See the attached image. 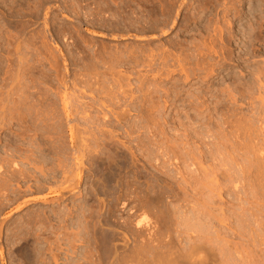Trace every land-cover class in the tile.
<instances>
[{"label":"rangeland","instance_id":"rangeland-1","mask_svg":"<svg viewBox=\"0 0 264 264\" xmlns=\"http://www.w3.org/2000/svg\"><path fill=\"white\" fill-rule=\"evenodd\" d=\"M237 1L241 6L238 7L240 3ZM228 7L231 8L227 9L226 16L223 10ZM233 12H236L233 14L235 18ZM115 14L119 15L116 17ZM261 20H264V0H0V264H149L152 258L156 260L162 254L169 256L162 245L181 240L180 235L185 228L181 223L182 218L199 210L203 203L198 204L197 200L202 197L204 200L210 194L215 206L209 199L211 208L205 209L219 216L225 214L232 224L229 227L227 223H215L210 229L213 230L211 235L212 232L214 235L219 233L221 238L232 241L228 237L244 226L237 218H242L244 203L255 195L251 194L253 187L260 192L263 189L257 188V182L250 186L253 181L250 179L248 183L238 182L237 189L233 188L235 185L232 187L236 182L229 184L228 187L231 185L233 190L225 189L227 194L223 191L221 197L210 189L204 191V196L197 193L198 197L195 195L197 187L192 185V181L198 179L200 172L202 175L208 167L212 166L213 169L216 163L218 173L224 168L219 160L217 162L213 158L217 159V156L211 155L217 147H223L217 144L225 145L230 141H225V134L229 137L235 134V122L239 124L243 120L240 122L242 128L245 127L242 124L247 122L251 127L250 136L255 132L258 135L252 137L254 141L259 139L254 143L264 145V101L258 99L260 94L259 98L264 99V90L255 89L254 97L247 94L243 98L239 94L241 90L244 94L249 92L246 87L248 78L252 80V73L264 66V21ZM228 23L232 24H229L231 27L227 26ZM215 29L221 32L220 35ZM256 31L260 34L255 35ZM251 34L263 39L255 42ZM218 35L221 36L220 40ZM246 37L251 38L249 43ZM210 39L218 51L224 44L231 47V51L225 49L219 52V56L213 53L211 56L203 44H213ZM198 42L202 43L199 45ZM238 43L240 46H235ZM193 44H197V48ZM227 53L232 54L229 56ZM180 59L182 63H179ZM219 63H224V66H214ZM181 64H184L183 68ZM234 86L236 89H232ZM216 88H220L217 92L225 97L217 94L214 91ZM198 94L200 97L196 98ZM65 96L68 101L64 99ZM246 96L255 101H250ZM201 97L206 105L200 100ZM202 103L205 108L201 106ZM216 104H220L219 110ZM229 110L235 115L232 116ZM227 113L230 116L226 118ZM252 117L255 122H251ZM191 118H196V121ZM247 120L251 121L248 123ZM213 124H221L217 125L219 130L226 125V130L229 127L230 131H235L230 134L224 129L226 132L222 131L223 136L216 125L214 129ZM209 127L211 131L214 129L216 132L217 129L219 134L218 131V135L209 131ZM202 130L210 133L207 135ZM87 131L91 134L88 137H92L90 143ZM191 135L194 140L190 139ZM220 135L224 143H220ZM216 136L220 140L215 139ZM233 137L230 141L232 145L235 139L243 142V147L248 141L243 137L244 141L235 138V135ZM239 140L237 143L242 147ZM230 142L226 146L231 145ZM209 143L215 146L214 150L208 146ZM237 143L228 146V155H224L225 150L222 157L227 156L226 161L232 158V162L228 161L230 167L227 166L230 169L234 163L237 164L240 155L241 158L249 156V163L240 158L242 163L238 164L241 167L238 164L233 166L240 168V171L242 164L253 162V157L249 153L246 156L245 150L237 151ZM83 145L86 148L81 149ZM229 147H235L233 151L236 153L232 152L234 156L230 155L232 150ZM197 149L201 150L199 156L207 159L209 156H205V152L207 154L211 149L213 153L207 155H210L212 162H216L212 165L207 159L199 158V153L195 152ZM192 150L197 157H194ZM202 150L206 151L203 153ZM186 153L187 157L184 156ZM222 157L220 155L218 159H225ZM190 158L196 159V163L192 159L188 161ZM197 160H201L202 168L203 164L205 167L204 171L202 168V171L197 170L198 175L195 173L199 166ZM16 169L18 173L20 170L22 174L26 173L20 177L21 173L15 172ZM183 178L191 182V186ZM241 183L246 184L247 189ZM261 185L262 181L259 180L258 187ZM192 187L194 191H191ZM242 188L243 192L238 190ZM234 190H238L237 193ZM247 190L251 191L250 195ZM241 192L249 199L241 202L244 205L240 209ZM260 192L256 193L260 196H252L249 201L264 195V191L262 195ZM242 197L240 200L244 199ZM229 199L236 205H232ZM261 204L254 216L258 222L256 224L262 222L261 232L251 226L260 236L264 230V211L261 212L264 205L262 207ZM194 205L198 207L191 210ZM183 211L188 215L184 216ZM173 216L178 218L177 221ZM144 218L148 224L137 227V222ZM233 242L236 243L234 249L238 248L240 252L253 249L252 242L247 238L237 237ZM261 247L257 250H264V245ZM258 251L255 254L262 253ZM218 261L222 263V259Z\"/></svg>","mask_w":264,"mask_h":264},{"label":"bare ground","instance_id":"bare-ground-1","mask_svg":"<svg viewBox=\"0 0 264 264\" xmlns=\"http://www.w3.org/2000/svg\"><path fill=\"white\" fill-rule=\"evenodd\" d=\"M138 1H140V2H142L143 0H138ZM238 2V1H237ZM242 2V1H241ZM130 3V2H129ZM232 3V2H231ZM233 3H234V1H233ZM238 3H240V2H238ZM243 3V2H242ZM234 4H236L237 5V3L235 2ZM122 5V4H121ZM146 5V4H145ZM166 5V4H165ZM234 6V5H233ZM239 6H241V3H240V5L238 4V7ZM231 7H232V5H231ZM230 7V8H231ZM229 7L228 8H225L226 10L227 9H230ZM236 7L234 6V9H235ZM239 9V8H238ZM120 10V9H119ZM119 10L118 11H116V12H119ZM162 10V9H161ZM226 10H223L224 12H225V15L227 16L228 14L226 13V12H228V10L226 11ZM235 11H237V10H235ZM242 11V10H241ZM240 11V12H241ZM127 12V11H126ZM158 12V11H157ZM171 12V11H170ZM232 12V11H231ZM239 12V11H238ZM263 12V11H262ZM229 13H230V10H229ZM234 13H236V12H233L232 13V15L234 14ZM242 13V12H241ZM237 14H239V13H237ZM261 14H263V13H261ZM118 16L119 14H115V16ZM231 15V16H232ZM239 15H241V14H239ZM116 16V17H117ZM225 16V17H226ZM230 16V15H229ZM234 16V15H233ZM238 16V15H237ZM242 16V15H241ZM224 17V16H223ZM224 17V18H225ZM244 17V16H243ZM58 18V17H57ZM234 18H235V16H234ZM239 18V17H238ZM119 19V18H118ZM242 19H244V18H242ZM240 20V19H239ZM260 20V19H259ZM262 21V20H261ZM264 21V20H263ZM262 21V22H263ZM262 22H260V23H262ZM234 23V22H233ZM259 23V24H260ZM232 25L231 23H228L227 24V26L228 25ZM262 24H264V23H262ZM229 25V27H231ZM235 25V24H234ZM257 25H258V23H257ZM258 26H262V25H258ZM264 26V25H263ZM218 28V27H217ZM248 28V27H247ZM255 28H257V27H255ZM259 28V27H258ZM220 29H221V27L219 28V31H220ZM227 29H229V28H227ZM227 29H225V31L227 30ZM250 29H251V27H250ZM261 29V28H260ZM231 30V29H230ZM246 31H247V29H245ZM253 30V29H252ZM256 30V29H255ZM215 31H217V33L219 32L218 30H216L215 29ZM214 31V32H215ZM225 31H224V33H225ZM228 31V30H227ZM226 31V32H227ZM242 31H243V29H242ZM248 31H249V29H248ZM263 31V30H262ZM167 32V31H166ZM235 32H236V30H235ZM243 32H245V31H243ZM250 32H251V30H250ZM250 32H248V33H250ZM255 32V31H254ZM220 33L221 32H219V35H220ZM223 33V32H222ZM230 33H233L232 31L230 32ZM239 33H241V32H239ZM226 34V33H225ZM224 34V35H225ZM236 34V33H235ZM237 34H238V32H237ZM242 34V33H241ZM246 34V32L244 33V35ZM259 34H260V32H259ZM258 33H257V31H256V33H255V35H259ZM165 35H166V33H165ZM219 35H218V37H219ZM222 35V34H221ZM263 35H264V33H263ZM215 36H217V35H215ZM214 36V37H215ZM227 36V35H226ZM231 36H232V34H231ZM230 36V37H231ZM237 36V35H236ZM235 36V37H236ZM7 37V36H6ZM221 37V36H220ZM220 37H219V40H220ZM230 37L229 38H226V37H224V39L226 38V40L227 39H230ZM233 37V36H232ZM234 37V38H235ZM238 37V36H237ZM250 37H254V35H252L251 34V36ZM256 37V36H255ZM254 37V38H255ZM261 37V36H260ZM264 37V36H263ZM263 37H261V38H259V39H263ZM241 38H244V37H241ZM247 38V37H246ZM213 39V38H212ZM240 39V38H239ZM238 39V40H239ZM248 39V38H247ZM251 39V38H250ZM250 39H248V42L247 43H249L250 41ZM258 39V37L257 38H255V42H256V40H259ZM9 40V39H8ZM211 40V39H210ZM244 40H246V39H244ZM209 41V40H208ZM214 41H215V39H214ZM221 41H222V39H221ZM240 41V40H239ZM253 41V40H252ZM251 41V42H252ZM263 41H264V39H263ZM5 42V41H4ZM53 42H54V40H53ZM206 42V41H205ZM210 42H212V40L210 41ZM226 42V41H225ZM224 42V43H225ZM229 42L230 41H228V45H230L229 44ZM232 42V41H231ZM246 42V41H245ZM244 42V43H245ZM258 42H260V41H258ZM199 43H202V42H198L197 44H199ZM208 43V42H207ZM213 43V42H212ZM236 43V42H235ZM239 43H241V42H239ZM239 43H238V45H235V46H240L239 45ZM261 43V42H260ZM37 44V43H36ZM196 44V45H197ZM204 44V46H205V48L207 49V52L208 53H210V55L213 53V55L214 54H219V52L220 51H224L225 49H227L228 50V52H230L231 50H230V48L228 47V46H225V44L224 45H222V49H220V48H218V49H220V51H218L217 49H216V45L213 43V44H211V43H209V44H205V43H203ZM254 44V43H253ZM259 44V43H258ZM263 44V43H262ZM8 45V44H7ZM12 45V44H11ZM57 45V44H56ZM55 45V46H56ZM59 45V44H58ZM180 45V44H179ZM195 47H196V45L195 44H193ZM200 45V44H199ZM198 45V46H199ZM219 45V44H218ZM245 45H246V43H245ZM248 45V44H247ZM246 45V46H247ZM223 46H225V47H223ZM242 46V45H241ZM250 46V45H249ZM252 46V45H251ZM262 46H264V45H262ZM11 47V46H10ZM20 47V46H19ZM51 47V46H50ZM194 47V48H195ZM202 47V46H201ZM259 47V46H258ZM4 48V47H3ZM41 48V47H40ZM45 48V47H44ZM57 48V47H56ZM59 48V47H58ZM57 48V49H58ZM169 48V47H168ZM193 48V49H194ZM197 48V47H196ZM237 48V47H236ZM241 48V47H240ZM244 48H246V47H244ZM26 49V48H25ZM37 49V48H36ZM50 49V48H49ZM204 49V48H203ZM232 49H233V47H232ZM242 50H243V48H241ZM240 49V50H241ZM171 50V49H170ZM186 50V49H185ZM190 51H191V49H189ZM195 50V49H194ZM241 50V51H242ZM247 51H248V48L246 49ZM28 51V50H27ZM190 51H188L189 53H190ZM197 51H199V50H197ZM196 51V53L198 54V52ZM252 51H254V50H252ZM25 52V51H24ZM23 52V53H24ZM60 52V51H59ZM168 52V51H167ZM182 52V51H181ZM187 52V54H189ZM202 52H205V51H202ZM227 52V51H226ZM248 52H250V50L248 51ZM247 52V53H248ZM30 53V52H29ZM191 53H193L192 51H191ZM201 53V52H200ZM233 53V52H232ZM232 53H227L229 56L232 54ZM236 53V52H235ZM252 53V52H251ZM20 54V53H19ZM49 54V53H48ZM52 54V53H51ZM98 54V53H97ZM100 54V53H99ZM136 54V53H135ZM186 54V55H187ZM202 54V53H201ZM200 54V55H201ZM204 54V53H203ZM205 54H207V53H205ZM224 54H225V52H224ZM223 54V55H224ZM226 54V55H227ZM249 54V53H248ZM22 55H24V54H22ZM29 55V54H28ZM27 55V56H28ZM60 55V54H59ZM155 55V54H154ZM191 55V54H190ZM189 55V56H190ZM239 55V54H238ZM252 55H253V53H252ZM252 55H250V56H252ZM157 56V55H156ZM170 56V55H169ZM181 56V55H180ZM185 56V55H184ZM193 56V55H192ZM195 56V55H194ZM197 56H199V54L197 55ZM203 56V55H202ZM207 56H209V55H207ZM212 56V55H211ZM219 56V55H218ZM225 56V55H224ZM228 56V57H229ZM236 56H237V53H236ZM240 56V55H239ZM255 56V55H254ZM23 57V56H22ZM227 57V59H229V58H231V57H229L228 58ZM233 57V56H232ZM17 58V57H16ZM25 58V57H24ZM23 58V59H24ZM35 58V57H34ZM227 59H225L226 61H227ZM153 60V59H152ZM8 61V60H7ZM31 61V60H30ZM29 61V62H30ZM181 61V62H180ZM184 61V60H183ZM187 61V60H186ZM198 61V60H197ZM18 62V61H17ZM221 62V61H220ZM179 63H182V60L180 59L179 60ZM214 63H215V61H214ZM217 63V62H216ZM201 64V63H200ZM199 64V65H200ZM213 64V63H212ZM224 63H222V65H223ZM34 65V64H33ZM183 65L184 64H181V66H182V68H183ZM221 64L219 63V65L217 64V65H214L215 67H217V66H220ZM221 65V66H222ZM180 66V67H181ZM212 67H214L213 65H211ZM224 66V65H223ZM214 67V68H215ZM186 68V67H185ZM208 68V67H207ZM224 68V67H223ZM17 69V68H16ZM213 69V68H212ZM216 69V68H215ZM222 69V68H221ZM258 70L256 71V73L254 74V73H252L253 74V79L252 80H250L249 78H248V81H249V83H246V87H247V89H248V93H247V91L245 90L246 89V87L244 88V92L246 91V94H244V93H242L241 91H243V90H241V88H240V90L241 91H239V94H241L242 96H243V98H245V95H250V96H252L253 95V91H256V90H258V91H262V90H264V66H261V68L259 69V67L257 68ZM182 70V69H181ZM208 70V69H207ZM210 70V69H209ZM21 71V70H20ZM216 71V70H215ZM18 72H19V70H18ZM179 72V71H178ZM210 72H211V74H212V71L210 70ZM251 72H253V71H250V73ZM172 73V72H171ZM174 73V72H173ZM207 73H209V72H207ZM215 73V72H214ZM11 74V73H10ZM188 74V73H187ZM216 74V73H215ZM251 74V75H252ZM5 75V74H4ZM195 75V74H194ZM214 75V74H213ZM212 75V76H213ZM18 76V75H17ZM169 76V75H168ZM189 76V75H188ZM210 77H211V75H210ZM217 77V76H216ZM239 78V77H238ZM245 78V77H244ZM247 78V77H246ZM252 78V77H251ZM21 79H23V78H21ZM203 79H204V77H203ZM205 79H206V77H205ZM216 79V78H215ZM224 79H229V78H227V77H225ZM188 80V79H187ZM12 81H13V79H12ZM17 81H18V79H17ZM19 81H20V79H19ZM221 81H222V79H221ZM236 81H237V79H236ZM30 82V81H29ZM224 82V81H223ZM25 83V82H24ZM63 83V82H62ZM65 83V82H64ZM226 83V82H225ZM234 83H236V82H234ZM239 84H240V82H238ZM9 84V83H8ZM237 84V83H236ZM236 84H235V86H236ZM242 84H245L244 82L242 83ZM241 84V85H242ZM248 84V85H247ZM257 84H258V87H256L257 86ZM217 85V84H216ZM234 85V84H233ZM233 85H229V86H233ZM241 85H240V87H241ZM88 86V85H87ZM203 86V85H202ZM234 86V88L232 87V89H236V87ZM20 87V86H19ZM31 87V86H30ZM105 87V86H104ZM210 87H211V85H210ZM238 87H239V85H238ZM231 88V87H230ZM229 88V89H230ZM91 89V88H90ZM208 89H209V87H208ZM218 89H220V88H216V89H214V91L216 90V92H217V90ZM238 90H239V88H237ZM242 89H243V87H242ZM256 89V90H255ZM16 90V89H15ZM66 90V89H65ZM26 91H27V89H26ZM105 91V90H104ZM109 91V90H108ZM211 91H213V90H211ZM210 91V92H211ZM219 91V90H218ZM221 91H222V89H221ZM220 91V92H221ZM234 91V90H233ZM257 91V94L259 93ZM47 92V91H46ZM188 92V91H187ZM192 92V91H191ZM208 91H206V93H207ZM215 92V93H216ZM28 93V92H27ZM62 93V92H61ZM64 93H66V92H64ZM76 93V92H75ZM261 93V92H260ZM56 94V93H55ZM68 94V93H67ZM166 94V93H165ZM201 94V93H200ZM202 94H204V92L202 93ZM211 95H212V93H210ZM217 94H219L218 92H217ZM221 94V93H220ZM219 94V95H220ZM255 94V93H254ZM19 95H20V93H19ZM32 95V94H31ZM45 95V94H44ZM43 95V96H44ZM64 95V94H63ZM111 95V94H110ZM109 95V96H110ZM180 95V94H179ZM199 95V94H198ZM207 94H205V96H206ZM219 95H217L218 97H219ZM222 96H224L223 94H221ZM227 95V94H226ZM238 95V94H237ZM49 96V95H48ZM57 96V95H56ZM113 96V95H112ZM176 96H178V94L176 95ZM202 96V95H201ZM240 96V95H239ZM256 96V95H255ZM260 96H261V94H260ZM259 96V97H260ZM32 97V96H31ZM78 97V96H77ZM100 97V96H99ZM192 97V96H191ZM196 98L197 97H200V95L199 96H195ZM208 97H210V95L208 96ZM214 97H216V96H214ZM225 97V96H224ZM224 97H223V99H224ZM227 97H229L228 95H227ZM238 97V96H237ZM247 97V96H246ZM253 97H254V95H253ZM252 97V98H253ZM258 97V99H259V101H261V100H263L264 101V99H263V97H261V98H259ZM33 98V97H32ZM42 98V97H41ZM66 98V96L64 97V99ZM178 98V97H177ZM203 98H204V95H203ZM220 98H222V97H220ZM219 98V99H220ZM242 98V97H241ZM242 98V99H243ZM247 98H251V97H247ZM35 99H37V98H35ZM34 99V100H35ZM53 99V98H52ZM205 99V98H204ZM210 99V98H209ZM212 99V98H211ZM228 99H230V97L228 98ZM21 100V99H20ZM66 101H68L69 100V102H70V99H69V94H68V100L67 99H65ZM64 100V101H65ZM179 100H180V98H179ZM200 100L201 101H203L202 100V97L200 98ZM198 101V102H200L201 103V101ZM215 100H216V98H215ZM215 100H213L214 102H215ZM218 100V99H217ZM224 100H226L227 101V99H224ZM251 100H254V99H250V101ZM19 101V100H18ZM61 101V100H60ZM174 101V100H173ZM188 101V100H187ZM208 101H210V100H208ZM225 101V102H226ZM229 101V100H228ZM232 101V100H231ZM238 101H239V98H238ZM255 101V100H254ZM17 102V101H16ZM89 102V101H88ZM95 102V101H94ZM110 102V101H109ZM190 102V101H189ZM204 102V101H203ZM217 102V101H216ZM222 102V101H221ZM220 102V103H221ZM248 102V101H247ZM5 103V102H4ZM14 103V102H13ZM65 103V102H64ZM105 103V102H104ZM244 103V102H243ZM253 103V102H252ZM261 103V102H260ZM263 103V102H262ZM23 104V103H22ZM21 104V105H22ZM39 104V103H38ZM63 104V103H62ZM69 104V103H68ZM82 104V103H81ZM86 103H84V105H85ZM166 104V103H165ZM192 104V103H191ZM197 104V103H196ZM78 105V104H77ZM84 105H82V107L84 106ZM94 105V104H93ZM104 104H102V106H103ZM204 105H206V103L204 102ZM204 105H203V103H202V105L201 106H203L204 107ZM217 106V108H218V105H220V104H216ZM1 106V105H0ZM88 106V105H87ZM101 106V105H100ZM196 106H200V105H196ZM200 106V107H201ZM253 107H254V105H252ZM64 107V106H63ZM66 107V106H65ZM64 107V108H65ZM68 107H70V109H71V106H68ZM80 107V106H79ZM82 107H80L81 109H85V106L82 108ZM93 107V106H92ZM104 107V106H103ZM199 107V108H200ZM206 107V106H205ZM204 107V108H205ZM216 107H215V109H216ZM221 107V106H220ZM223 107H224V105H223ZM252 107V108H253ZM12 108V107H11ZM23 108V107H22ZM98 108H101V107H98ZM97 108V109H98ZM222 108V107H221ZM236 107H234V109H235ZM240 107H238V109H239ZM35 109V108H34ZM73 109V108H72ZM83 109V110H84ZM220 108H218V110H219ZM64 110V109H63ZM69 110V109H68ZM67 110V111H68ZM79 110V109H78ZM78 110H76V112L78 111ZM101 110V109H100ZM105 110V109H104ZM201 110V109H200ZM206 110V109H205ZM217 110V112H220V111H218ZM224 110V109H223ZM227 110V109H226ZM188 111V110H187ZM202 111V110H201ZM233 111V110H232ZM236 111H237V109H236ZM239 111V110H238ZM240 111H241V109H240ZM51 112V111H50ZM69 112H71V110H69ZM69 112H68V114H69ZM79 112V111H78ZM102 112V111H101ZM215 112V111H214ZM226 112V111H225ZM228 112V111H227ZM229 112H231L230 110H229ZM262 112V111H261ZM103 113V112H102ZM106 113V112H105ZM109 113V112H108ZM232 113V116H234L233 115V112H231ZM241 113V112H240ZM72 114V113H71ZM87 114V113H86ZM104 114V113H103ZM102 114V115H103ZM200 114V113H199ZM67 115V114H66ZM66 115H65V117H66ZM73 115H74V113H73ZM108 115V114H107ZM123 115H125V114H123ZM123 115H121V116H123ZM206 115H208L209 116V114H206ZM228 115H229V113H227V116H226V118L228 117ZM236 115H238L237 113H236ZM256 115V114H255ZM64 116V115H63ZM68 116V115H67ZM84 116H86L85 114H84ZM106 116V115H105ZM110 116V115H109ZM117 116H119V115H117ZM116 116V117H117ZM202 116V115H201ZM211 116V115H210ZM209 116V117H210ZM230 116V115H229ZM252 116V115H251ZM80 117V116H79ZM104 117V116H103ZM120 117V116H119ZM118 117V118H119ZM224 117H225V115H224ZM223 117V118H224ZM246 117V116H245ZM254 117V116H253ZM252 117V118H253ZM258 117L259 118H261L259 115H258ZM109 118V117H108ZM122 119H123V117H121ZM222 118V119H223ZM242 118H244V116H242ZM242 118H240V119H242ZM250 118V117H249ZM251 118V119H252ZM67 119H69V117L67 118ZM98 119V118H97ZM104 119L106 120L107 118H105L104 117ZM103 119V120H104ZM111 119V118H110ZM110 119H108L107 121H108V123H109V121H110ZM121 119V120H122ZM192 120L194 119H196V118H191ZM225 119V118H224ZM230 119V118H229ZM237 120H238V118H236ZM192 120H191V122H192ZM226 120V119H225ZM262 120H264V117H263V119ZM68 121V120H67ZM84 121V120H83ZM94 121H95V119H94ZM107 121H104V122H107ZM196 121V120H195ZM210 121H212V120H210ZM242 122H243V120H241ZM240 121V122H241ZM248 121V120H247ZM251 120H249L248 121V123L250 122ZM70 122V121H69ZM86 123H88L87 121H85ZM190 122V123H191ZM205 122V121H204ZM239 122V121H238ZM239 122V124L237 123V122H235L234 124L237 126H235V125H233V127L236 129V132H235V134H231V132L234 130L235 131V129H233L232 131H230V129H229V127H227V130H228V132L230 131V134L231 135H235L236 137L235 138H240V139H242V137L243 138H245V141L246 140H248V141H246V142H248V144L245 142V146L243 147L242 145H244L243 144V142L242 143H240V140H239V143H240V145L243 147H239V144L237 143V141L238 140H236L235 139V141H233V142H235V143H237L238 144V147L236 146V149H238L237 151H242V152H244V150H245V152L247 153V155L246 156H248V153H249V155L251 154L252 156L251 157H253V162L252 163H250V164H248L250 161H251V159H250V161L248 162V158H250L249 156L248 157H245L244 156V158H241L242 157V155H240L241 157V161H243L242 159H246V160H244V161H246V162H248L247 164L249 165H246V162L244 163V164H242V166H243V169H241L240 171H238L239 169L238 168H236L237 169V171H236V169L233 167V166H235V165H237L238 164V162L240 163L241 161H240V158H239V161H238V159H237V157L235 158V160L237 161V164H233L232 165V167L235 169H233L232 167L229 169L228 167H230V163H228V161L230 162L231 160H232V158L230 157L229 158V160L228 161H226V157L225 156H223V157H225V159H218V157L221 155V157H222V155H223V153L225 152V150H227L225 153H224V155L226 154V155H228V149H226L228 146H235V143H233V145L231 144V140H233L232 139V137L233 136H231L230 135V137H231V139H228V134L226 133L225 134V136L227 137V139L226 138H224L225 139V141L227 140H230V141H228V142H230L229 144H231V145H228V146H226V143L228 144V142H226L225 143V145H221V144H217V146L218 145H220L222 148L220 149V147H217V148H219V150L217 151L216 149H215V146H212V145H210V143H209V147L211 146L212 147V149H213V147H214V149L216 150H214V153H216V152H218V153H216V154H214L213 152V154L210 152L211 151V149H210V151H209V153H207V154H212L211 156H217V159H216V157H213L215 160H217V162H219L220 161V163H221V165L222 166H224V168L222 169L220 166V163H219V168L220 169H222L221 171H220V173H218V168H217V166H216V164L215 165H213V162H216L215 160H213V158H212V160H213V162L210 160L211 158H210V155H207L206 154V150L204 151V150H202L203 151V153L205 152V156H209L208 157V159H207V157L206 158H204L203 156L202 157H200L199 155L201 154V152L199 153V150L197 149V150H195V152L198 154V157L199 158H204V160L205 159H207V161L209 162H211L212 163V165H213V169H212V166H210V162L208 163L209 164V166L211 167H208L207 165V167H208V169L207 170H205L204 168V164H203V168H202V166H201V164L200 163H202V162H200L199 160H197V161H199L198 162V164H199V166L198 167H196L197 169H195V173H197L196 175H198V171H202V169H203V171L204 172H202V175H201V172H200V175L202 176V177H200V175H199V178H201V179H192L191 178V181H192V185L193 186H196L197 187V189H195V192H196V194L195 195H197V193L199 194V195H203L204 194V191L206 192V190H211L212 192H216L217 194H218V196H220L221 197V195H223L222 194V192L224 191V193L226 192L225 191V189L227 190L229 187H228V185L229 184H231L232 185V183H234V182H236L235 184H233L232 185V187L233 188H235V189H237L239 186H237L238 185V182L240 183L241 181H246L245 183H248V181L250 182V179H251V181H252V183H250L249 185L250 186H252V184H253V186H254V184L256 185L257 183H258V185H256L257 186V188H261V189H263V191H264V161H263V157H264V145L263 144H260V143H254V142H259L258 140L256 141V139H255V141H254V139H252V137L254 136H256L255 135V131H253V133H254V135L252 134L251 136H250V132H251V127H249V125L247 124V122H246V124H242L243 126L245 125V127H243L242 128V126H240L241 125V123ZM245 122V121H244ZM251 122H255V120H254V118H253V121H251ZM262 122H264V121H262ZM85 123V124H86ZM194 123H196V122H194ZM193 123V124H194ZM224 123H225V121H224ZM107 124V123H106ZM226 124H227V126H228V124L229 123H227L226 122ZM263 124V123H262ZM261 124V125H262ZM5 125V124H4ZM79 125V124H78ZM187 125V124H186ZM195 125V124H194ZM194 125H192V126H194ZM214 125V124H213ZM212 125V126H213ZM216 125V124H215ZM215 125H214V129H215ZM217 125H219V124H217ZM217 125H216V128H217ZM221 125V124H220ZM219 125V126H220ZM231 125V126H230ZM230 127H232V124L230 123ZM250 125H251V123H250ZM184 126H185V124H184ZM188 126H190L189 124H188ZM187 126V127H188ZM191 126V127H192ZM207 126H209V125H207ZM246 126H248V127H246ZM252 126V125H251ZM262 126H264V125H262ZM261 126V128H262V130H263V127ZM3 127V126H2ZM224 127V128H223ZM225 127H226V125L225 126H222V128H223V130H219L218 128V130L219 131H221L220 132V134H222L223 135V133H225L227 130L225 129ZM74 128V127H73ZM86 128V127H85ZM192 128H194V127H192ZM192 128H191V130H192ZM210 128V127H209ZM213 128V127H212ZM247 128V129H246ZM248 128H249V130H248ZM70 129L72 130V127H70ZM89 129V128H88ZM190 129V128H189ZM214 129H212L214 132H215V130ZM216 129V132L218 131ZM226 131H225V130ZM186 130H188V129H184V131H186ZM206 130V129H205ZM203 131V132H205V133H207L206 131ZM73 131V130H72ZM77 131V130H76ZM209 131H211V128L209 129ZM213 131H211V132H213ZM219 131H218V134H219ZM222 131H223V133H222ZM225 131V132H224ZM233 131V132H234ZM85 132V131H84ZM213 132V133H214ZM215 132V133H216ZM241 132V133H240ZM243 132V133H242ZM74 133V132H73ZM87 133H88V131H87ZM187 134H188V131L186 132ZM186 133H184V134H186ZM200 133V132H199ZM210 133V132H209ZM209 133H207V135L209 134ZM78 134V133H77ZM86 133H84V136H86L87 135V138H89L90 140H89V143H90V141L92 142V137L90 138V137H88V135H89V133L88 134H86ZM109 134V133H108ZM196 135H197V131H196V133H195ZM212 134V133H211ZM217 133H216V135H218ZM245 134H246V136H245ZM249 134V135H248ZM264 134V133H263ZM91 135V134H90ZM89 135V136H90ZM199 135V134H198ZM203 135V137H205L204 136V134H202ZM206 135V134H205ZM214 135V134H213ZM242 135H244V136H242ZM27 136V135H26ZM74 136V135H73ZM84 136H83V138H84ZM189 135H185V137H188ZM192 136V135H191ZM212 136V135H211ZM215 136V135H214ZM214 136H212L213 138H214ZM221 136V135H220ZM224 136V135H223ZM258 136V135H257ZM79 137H81V136H79ZM197 137V136H196ZM200 137V136H199ZM202 137V136H201ZM207 137V136H206ZM219 138V136H216L215 137V139L216 138ZM222 137V136H221ZM229 137V138H230ZM97 138V137H96ZM198 138V137H197ZM207 138H209V137H207ZM217 138V139H218ZM234 138V137H233ZM247 138V139H246ZM259 138V137H258ZM190 139H193L194 140V138H193V136H192V138L190 137ZM210 139H212V138H210ZM224 139H223V137H222V139H221V142L220 143H224ZM82 140V139H81ZM86 139L84 138V141H85ZM88 140V139H87ZM185 140H186V138H185ZM187 140H189L188 138H187ZM218 140H220V139H218ZM243 140V139H242ZM197 141V140H196ZM202 141V140H201ZM210 141V140H209ZM244 141V140H243ZM82 142V141H81ZM216 142H217V140H216ZM215 142V143H216ZM88 143V142H87ZM85 144L86 146L88 145V144ZM182 144H183V141L181 142ZM214 143V144H215ZM218 143H219V141H218ZM263 143H264V141H263ZM212 144V143H211ZM213 144V145H214ZM258 144H260V145H258ZM179 145V144H178ZM185 145V144H184ZM82 146H80V148H81ZM231 147H229V150L231 149ZM83 148H86V147H84V145H83V147L81 148V149H83ZM235 148V147H234ZM234 148H232L231 150V153L232 152H234L233 150H234ZM207 149V148H206ZM23 150V149H22ZM185 150V149H184ZM208 150V149H207ZM21 151V150H20ZM84 151H86V149H84ZM190 151V150H189ZM198 151V152H197ZM201 151V150H200ZM192 152V154L194 155V153L195 152H193V150L191 151ZM230 152V151H229ZM238 152V153H239ZM241 152V154H243ZM184 153H185V151H184ZM188 153V152H187ZM187 153L184 155V156H186L187 157ZM195 153V154H196ZM202 153V154H203ZM234 153H236V152H234ZM234 153H232V154H230V155H233ZM245 153V154H246ZM25 154V153H24ZM188 154H191L190 152L188 153ZM191 154V155H192ZM218 154V155H217ZM245 154H243V155H245ZM191 155H190V157H191ZM204 155V154H203ZM237 156H238V154H236ZM183 156V155H182ZM189 156V155H188ZM196 155H194V157H195ZM234 156V155H233ZM232 156V157H233ZM193 157V156H192ZM197 157V156H196ZM222 157V158H223ZM254 157H256V158H254ZM30 158V157H29ZM234 158V157H233ZM5 159V158H4ZM182 159V158H181ZM183 159H186V158H183ZM182 159V160H183ZM193 161H192V160ZM198 159V158H197ZM227 159H228V157H227ZM187 160V159H186ZM219 160V161H218ZM32 161V160H31ZM185 161V160H184ZM188 161H192V162H194V164L196 163V159L194 160L193 158H190V160L188 159ZM207 161H205V162H207ZM235 161V162H236ZM243 161V162H244ZM222 162H224V163H222ZM226 162V163H225ZM232 162V161H231ZM188 163V162H187ZM228 163V164H227ZM242 163V162H241ZM240 163V164H241ZM23 164V163H22ZM183 164H184V162H183ZM230 164V165H229ZM240 164H238L240 167H241V165ZM192 166H193V163L191 164ZM218 165V164H217ZM229 165V166H228ZM201 166V167H200ZM216 168H215V167ZM225 166L228 168V169H225ZM238 166V167H239ZM16 167V166H15ZM200 167V168H199ZM202 168V169H201ZM17 169H18V167H17ZM17 169L15 170V172L17 171ZM25 169V168H24ZM210 169H212V170H210ZM224 169L225 170H227V171H224ZM0 170H1V168H0ZM3 170V169H2ZM198 170V171H197ZM191 171V170H190ZM11 172V171H10ZM192 172H194V171H192ZM17 173H18V171H17ZM20 173H21V170L19 171V175H20ZM26 172H24L23 174L21 173V175H20V177L22 176V175H24ZM185 174V172H181V174ZM240 173H242V174H240ZM219 174H221V175H219ZM13 177H16L15 175H12ZM12 176H10V177H12ZM219 176V177H218ZM222 176V177H221ZM12 177V178H13ZM27 177V176H26ZM196 177V176H195ZM194 177V178H195ZM198 177V176H197ZM217 177L219 178V179H217ZM28 178V177H27ZM26 178V179H27ZM31 178V177H30ZM187 178V177H186ZM184 179L185 180V182H187L188 183V181H186L187 179ZM256 178L258 179V180H256ZM18 179V178H17ZM22 178H20V180H21ZM25 179V180H26ZM10 180H11V178H10ZM13 180H15V179H13ZM23 180V179H22ZM189 180V182H190V179H188ZM259 180H261L262 181V185L260 186V187H258L259 186ZM24 181V180H23ZM9 182V181H8ZM18 182H20V181H18ZM257 182V183H256ZM6 183V182H5ZM191 183V182H190ZM190 183H188V186H191V184ZM243 183V182H242ZM241 183V184H242ZM261 183V182H260ZM183 184V183H182ZM186 184V183H185ZM231 185H230V191L231 190H233V188L231 189ZM240 185V184H239ZM242 185H246V184H242ZM241 185V187H243ZM213 186L215 187V188H213ZM247 186V185H246ZM245 186V187H246ZM250 186H248V187H250ZM20 187V186H19ZM255 190H257V192H260V191H258V189H256L255 188V186L253 187ZM16 189H18V188H16ZM20 189H22V188H20ZM19 189V190H20ZM28 189H29V187H28ZM191 189V188H190ZM229 189H228V191H229ZM245 189V188H244ZM246 189H247V187H246ZM249 189V188H248ZM251 189V188H250ZM253 189V191L251 192V191H249V192H251V194H255L256 195V191ZM193 190V187H192V189H191V191ZM238 190H241L242 192L244 191L243 190V188L242 189H238ZM237 190V191H238ZM260 190V189H259ZM16 191V190H15ZM21 191V190H20ZM24 191V190H23ZM185 191V190H184ZM194 191V190H193ZM210 191V193H212ZM236 193H237V191L236 190H234ZM256 192V193H253V192ZM262 191V192H263ZM17 192V191H16ZM19 192V191H18ZM242 192H241V197L243 196V194H242ZM247 192H248V190H247ZM249 192L247 193V194H249ZM262 192H260V194L262 193ZM194 193V192H193ZM229 193V192H228ZM232 193H234V192H232ZM236 193H234L235 195H236ZM240 192H238V194H239ZM206 194V193H205ZM209 194V193H208ZM208 194H206V195H208ZM214 194V193H213ZM225 194H227V193H225ZM184 195V194H183ZM230 195V194H229ZM233 195V194H232ZM250 195V194H249ZM255 195H251V197H250V199H252V196H255ZM257 195H259V193L257 194ZM257 195H256V197H257ZM262 195V194H261ZM178 196V195H177ZM198 196V195H197ZM196 196V198L195 199H197L198 197H200V196H198L197 197ZM204 196V195H203ZM210 196H211V194H210ZM210 196L208 195V196H205L204 198L206 199H204L203 200V197H202V199L201 200H197V202H198V204H202V206H201V208H199V210L197 211V210H195V207H198V206H196V205H194V207L193 208H191V210L193 209V210H195L196 212H194L193 214L191 213V214H186V212H185V214L186 215H188L187 217H184V216H186L185 214H184V211L182 212L183 213V217L184 218H182V221H181V223H182V226H184L185 228L182 230L183 232L181 233V235H180V237H181V240H179V241H170V243H168V244H163L162 246L164 247V248H166L167 249V253H168V257H167V255L166 256H164L163 254L161 255V256H158V258H156V260L154 259V258H152L151 259V261H149V264H155V263H157V264H264V250H259L260 252H262L261 254H255V252L256 251H258L257 249H259V247H263V245H264V233H263V229H262V233H261V236L259 235V234H256V230L258 231L260 228H262V222L261 223H259V224H256V223H258V222H256V220L254 219L255 217V215H256V209H258L257 207L258 206H260V204L261 203H263V204H261L262 205V207H263V205H264V195L263 196H261V197H263L262 199H261V197L259 198V199H256V197H254L253 199V201H249L250 199L248 198V196L247 197H245V193H244V199H242V200H240L241 199V197H240V199H239V196H238V199H239V201H240V203L242 202V201H245L246 199L245 198H248L247 200L248 201H246L244 204H242L241 206H240V209H241V207H243V205L245 206L242 210L243 211H241L244 215L243 216H241L242 218V221H241V219H240V217L238 216V220L240 221V223L241 222H243L244 224V226L243 227H241V230H239L238 231V229L235 231V232H233L232 233V236H230V237H228V238H230V239H232V241L231 240H227V238L225 237H223V238H221L220 237V235H219V233L217 234V235H214V233L212 232V235H211V231H213V230H210L211 228H213V225L215 224V223H217V224H219V222L220 223H227L226 225L227 226H231L232 224H231V220L229 219L228 220V218L227 217H225V214H220V215H222V216H219V215H216L215 213H213L212 211L210 212V209H209V211L208 210H206L205 208L206 207H208V208H211V205H212V203H213V205L215 204L214 202H212V197L210 198ZM260 196V195H259ZM258 196V197H259ZM207 197H209L208 199H207ZM214 197V196H213ZM219 197V199H221ZM230 197H231V195H230ZM234 196H232V199H234L233 198ZM237 197V196H236ZM235 197V198H236ZM242 197V198H243ZM215 199H218L216 196L214 197ZM190 199V198H189ZM209 199H211V204H210V200ZM215 199L213 200V201H215ZM232 199L230 200L231 202H229L228 201V203H231L232 205H236V204H233V203H235V202H233V201H235L236 199H234L233 201H232ZM194 200V199H193ZM228 200V199H227ZM260 201L259 203L260 204H258V202L256 203V202H254V201ZM220 201V200H219ZM238 201V202H239ZM196 201H194V202H192L193 204L195 203ZM199 202H201V203H199ZM205 202H206V205H205ZM209 203V206H208V203ZM237 202V201H236ZM197 204V203H196ZM197 204V205H198ZM229 205V204H228ZM238 205H239V203H238ZM237 205V206H238ZM215 206V205H214ZM227 206V205H226ZM213 207V206H212ZM222 207V206H221ZM228 208H229V206H227ZM227 207H226V209H227ZM239 207V206H238ZM261 207V206H260ZM259 207V210L261 209ZM214 208V207H213ZM230 208H231V206H230ZM233 208H236V207H233ZM204 209L206 210V211H204ZM215 209V208H214ZM223 209V208H222ZM225 209V210H226ZM263 209V210H262ZM261 209V212L262 211H264V208H262ZM212 210V209H211ZM217 210V209H216ZM224 210V209H223ZM228 211H229V209H227ZM187 211V210H186ZM189 212H190V210H188ZM214 211V210H213ZM219 211V210H218ZM232 211V210H231ZM258 211V210H257ZM180 212V211H179ZM191 212H193V211H191ZM215 212V211H214ZM220 212H222V211H220ZM227 212V211H226ZM181 213V214H182ZM197 213V214H196ZM216 213H217V211H216ZM228 213V212H227ZM242 213H241V215H242ZM260 213V212H259ZM258 212H257V214H259ZM218 214V213H217ZM233 214V213H232ZM263 214H264V212H263ZM228 215V214H227ZM226 215V216H227ZM229 215H230V212H229ZM228 215V216H229ZM233 215H235V213L233 214ZM233 215H231V217L233 216ZM260 215V214H259ZM260 216H263V215H260ZM173 217H176V216H173ZM173 217H171L170 219H171V221H172V218ZM180 217V216H179ZM230 217V218H231ZM233 218H234V216H233ZM232 218V219H233ZM177 217H176V221H177ZM254 219V220H253ZM263 220H264V217L262 218ZM147 219H141L140 221H138L137 222V227H145L147 224H148V221H146ZM174 220H175V218H174ZM175 221V222H176ZM202 222H203V224H202ZM253 222H255V224L253 223ZM168 223V222H167ZM177 224L179 223V222H176ZM205 223V224H204ZM239 223V224H240ZM216 224V225H217ZM254 226V228L256 227V230H254V228H251V226ZM258 225V226H257ZM178 226H180V224L178 225ZM239 226H241V225H239ZM170 227V226H169ZM204 228V229H203ZM240 229V228H239ZM245 229H247V231H245ZM260 232H261V229L259 230ZM210 232V233H209ZM259 232V233H260ZM237 237H239L240 239H244V238H247L248 239V241H250V242H252V244H253V249L252 250H250L249 252L247 251H244V252H240L239 251V249L237 248V249H234L235 247H236V243H234L233 242V239H235V238H237ZM153 240V239H152ZM157 240V239H156ZM173 240V239H172ZM246 240V239H245ZM161 242H163V241H161ZM160 243V242H159ZM165 243V242H164ZM241 245V244H240ZM161 246V245H160ZM161 246V247H162ZM261 247V248H262ZM162 249V248H161ZM165 249V250H166ZM258 251V252H259ZM165 254H166V251H165ZM222 259V263H219V261H218V259ZM147 262V261H146ZM146 264V263H145Z\"/></svg>","mask_w":264,"mask_h":264}]
</instances>
